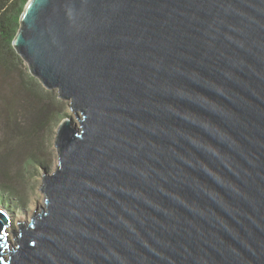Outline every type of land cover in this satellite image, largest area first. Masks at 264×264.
Listing matches in <instances>:
<instances>
[{"label": "water", "instance_id": "obj_1", "mask_svg": "<svg viewBox=\"0 0 264 264\" xmlns=\"http://www.w3.org/2000/svg\"><path fill=\"white\" fill-rule=\"evenodd\" d=\"M12 45L77 123L0 264H264V0H28Z\"/></svg>", "mask_w": 264, "mask_h": 264}, {"label": "trees", "instance_id": "obj_2", "mask_svg": "<svg viewBox=\"0 0 264 264\" xmlns=\"http://www.w3.org/2000/svg\"><path fill=\"white\" fill-rule=\"evenodd\" d=\"M28 0H0V201L16 209L24 206L29 174L48 168V145L53 129L66 115L55 90L45 89L23 66L12 41ZM32 176V175H31Z\"/></svg>", "mask_w": 264, "mask_h": 264}, {"label": "rangeland", "instance_id": "obj_3", "mask_svg": "<svg viewBox=\"0 0 264 264\" xmlns=\"http://www.w3.org/2000/svg\"><path fill=\"white\" fill-rule=\"evenodd\" d=\"M23 66L26 67L28 70L27 63L24 61H23ZM62 101H63V105L66 111V115H64V117L72 116L74 121L77 123V119L75 118L74 112L69 108V101L68 100L66 101L62 100ZM63 118L60 119V122L63 120ZM59 123L53 129V133L50 136V141L48 145L47 152L49 154L48 156L50 160H48L47 164H48L49 171H53L57 164V151H56V148L53 142H54V136L56 133V129ZM41 174H42V170L39 168L36 170V172L29 174L28 180L25 183L26 185L19 184L18 186L19 189L16 191L17 193H21V192L23 193L24 190H29L32 203H29L28 201V194H25V198H24L25 203L23 207L21 206V203L18 200H16V194L13 196L12 201H14L15 199L16 204L14 205L16 209L9 210L0 201V208H4L5 210L9 211L8 214H9L10 219H9V225L6 227V233H7V239L8 241H10V244L15 245V239H14L13 232L11 231V228L14 231H18L19 230L18 223H23L25 220H30L32 218L33 213L36 210L40 209L39 208L40 205H44L45 196L40 191V187H39L41 185ZM0 198L2 197L0 196Z\"/></svg>", "mask_w": 264, "mask_h": 264}]
</instances>
